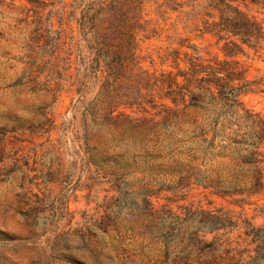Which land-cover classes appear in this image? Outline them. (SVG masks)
<instances>
[{
  "label": "rangeland",
  "instance_id": "374dc122",
  "mask_svg": "<svg viewBox=\"0 0 264 264\" xmlns=\"http://www.w3.org/2000/svg\"><path fill=\"white\" fill-rule=\"evenodd\" d=\"M72 1L0 0V264H233L207 245L211 236L197 237L205 212L240 208L208 190L157 182L173 179V138L168 128L161 144V104L172 103L160 99L155 80L174 72L173 50L189 52L179 42L238 62L249 81L264 74V56L237 39L216 45L184 29L186 18L151 4L146 19L154 32L136 50L154 80L149 95L134 102L128 69L121 81L113 77L106 89L112 120L101 130L103 94L88 79L89 64L75 58ZM46 18L62 31L53 52ZM240 101L264 119V92L252 89ZM254 208L245 206L248 218Z\"/></svg>",
  "mask_w": 264,
  "mask_h": 264
},
{
  "label": "trees",
  "instance_id": "16d2710c",
  "mask_svg": "<svg viewBox=\"0 0 264 264\" xmlns=\"http://www.w3.org/2000/svg\"><path fill=\"white\" fill-rule=\"evenodd\" d=\"M151 4L161 15L176 13L186 18L184 29L210 36L216 45L235 46L238 40L264 56L260 52L264 48V0H73L68 15L78 26L75 58L79 65L89 64L88 79L103 94L104 113L96 123L101 130L112 120L106 89L113 77L121 81L128 69L134 102L149 95L153 77L141 70L136 50L140 37L147 39L154 32L146 19ZM253 9L255 14L250 12ZM49 20L47 36L53 52L60 45L62 31L53 29ZM178 44L189 52L173 50L174 72L162 73L155 80L160 99L172 103V108L161 104V144H167L168 128L173 138L168 155L173 179L157 182H167V186L171 182L173 189L197 187L229 199L240 211L205 212L198 240L211 236L207 245L221 248L222 259L233 264H264V222L254 221L264 218V203H258L264 197V119L240 101V95L252 89L264 92V74L249 81L238 62L205 57L203 48L190 41ZM250 205L257 214L248 218L244 208Z\"/></svg>",
  "mask_w": 264,
  "mask_h": 264
}]
</instances>
